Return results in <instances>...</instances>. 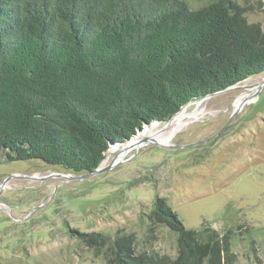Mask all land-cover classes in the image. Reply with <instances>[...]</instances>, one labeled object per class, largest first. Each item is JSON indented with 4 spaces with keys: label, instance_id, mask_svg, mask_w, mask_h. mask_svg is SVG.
<instances>
[{
    "label": "trees",
    "instance_id": "trees-1",
    "mask_svg": "<svg viewBox=\"0 0 264 264\" xmlns=\"http://www.w3.org/2000/svg\"><path fill=\"white\" fill-rule=\"evenodd\" d=\"M244 12L235 0L195 10L183 0H0V152L90 173L110 142L264 74V32ZM150 218L176 235L170 264H208L206 229H185L163 198ZM106 258L166 264L136 255L127 238L109 243Z\"/></svg>",
    "mask_w": 264,
    "mask_h": 264
},
{
    "label": "rangeland",
    "instance_id": "rangeland-1",
    "mask_svg": "<svg viewBox=\"0 0 264 264\" xmlns=\"http://www.w3.org/2000/svg\"><path fill=\"white\" fill-rule=\"evenodd\" d=\"M183 1L192 10L210 2ZM235 2L264 32V0ZM247 84L258 86L247 93ZM203 109L163 140H141L108 160L106 152L101 168L119 163L82 181L44 180L65 172L0 152V263L110 264L109 243L127 238L136 255L170 264L176 235L150 218L163 198L185 229H206L208 264H264V74L207 98ZM77 233L106 244L96 248Z\"/></svg>",
    "mask_w": 264,
    "mask_h": 264
},
{
    "label": "bare ground",
    "instance_id": "bare-ground-1",
    "mask_svg": "<svg viewBox=\"0 0 264 264\" xmlns=\"http://www.w3.org/2000/svg\"><path fill=\"white\" fill-rule=\"evenodd\" d=\"M257 86L258 84L244 85L245 89H247V93H250L251 91L256 90ZM247 93L242 95L241 99L247 96L246 95ZM206 99L204 100L202 99L201 101L189 104L178 115L180 118L178 117L175 118L177 116V114H175L170 119L171 121L169 122H153L151 124H148V126H144L143 130L142 131L140 130L138 134L126 144L111 145L109 150L107 151V154H108V156L106 157L107 160L112 155L119 154V153L121 154L124 150L130 149L134 147L135 145H138L141 140H145V139L163 140L165 139L174 130L178 129L179 124L181 123L184 124L185 122L193 118H198L199 116L203 115L204 113L203 104L205 103ZM179 119H181V121ZM105 164L106 162H104L103 165Z\"/></svg>",
    "mask_w": 264,
    "mask_h": 264
},
{
    "label": "water",
    "instance_id": "water-1",
    "mask_svg": "<svg viewBox=\"0 0 264 264\" xmlns=\"http://www.w3.org/2000/svg\"><path fill=\"white\" fill-rule=\"evenodd\" d=\"M231 89H234V87H232V88H229V89H227V90H231ZM227 90H225V91H227ZM224 92V91H223ZM220 93H222V92H220ZM209 97H212V96H209ZM209 97H207V98H209ZM206 99V98H205ZM154 122H159V121H154ZM144 125H148L147 123H145ZM226 126H227V124L224 126V127H222V129H220L216 134H214L212 137H210V138H208V139H206V140H204V141H202V142H200V143H206V142H209V141H211L212 139H214V138H216L225 128H226ZM144 127V126H143ZM143 127H141V128H137V130H136V133L129 139V140H127V141H131L137 134H138V132L143 128ZM127 141H123V142H117V143H113V142H110L109 143V146H111V145H115V144H126V142ZM144 143H148L149 141H143ZM200 143H197V144H200ZM197 144H195V145H197ZM157 146H160V145H157ZM103 163V162H102ZM102 163L99 165V167L96 169V170H94V171H92V172H90V173H86V174H83V175H77V176H73V175H70V174H63V173H55L54 175L52 174V175H49V176H47V177H43V179L45 180V179H47V178H50V177H56V178H63V179H66V180H70V181H82V180H85V179H88V178H90V177H93V176H95V175H98V174H100V173H102V172H104V171H107V170H110L112 167H114L116 164H118L119 162H117V163H112L110 166H108V167H106V168H101V165H102ZM9 180V178L5 181V182H7Z\"/></svg>",
    "mask_w": 264,
    "mask_h": 264
},
{
    "label": "flooded vegetation",
    "instance_id": "flooded-vegetation-1",
    "mask_svg": "<svg viewBox=\"0 0 264 264\" xmlns=\"http://www.w3.org/2000/svg\"><path fill=\"white\" fill-rule=\"evenodd\" d=\"M62 171V170H61Z\"/></svg>",
    "mask_w": 264,
    "mask_h": 264
}]
</instances>
